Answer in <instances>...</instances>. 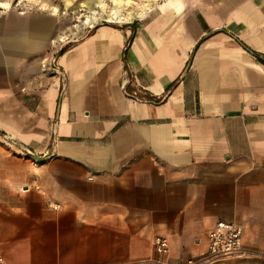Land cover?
<instances>
[{
	"label": "crops",
	"instance_id": "obj_1",
	"mask_svg": "<svg viewBox=\"0 0 264 264\" xmlns=\"http://www.w3.org/2000/svg\"><path fill=\"white\" fill-rule=\"evenodd\" d=\"M1 2L7 264H159L157 234L204 264L219 219L255 254L211 264H264V0H150L80 39L92 23Z\"/></svg>",
	"mask_w": 264,
	"mask_h": 264
},
{
	"label": "built area",
	"instance_id": "obj_2",
	"mask_svg": "<svg viewBox=\"0 0 264 264\" xmlns=\"http://www.w3.org/2000/svg\"><path fill=\"white\" fill-rule=\"evenodd\" d=\"M242 235L243 229L239 224L224 219L217 220L207 233V251L202 255L204 264L255 254L242 246ZM152 245L156 254L154 261L159 264H167L165 260L169 253L167 237L161 234L155 235L152 239ZM194 261L190 259L187 263L193 264ZM0 264H7L1 254Z\"/></svg>",
	"mask_w": 264,
	"mask_h": 264
},
{
	"label": "rangeland",
	"instance_id": "obj_3",
	"mask_svg": "<svg viewBox=\"0 0 264 264\" xmlns=\"http://www.w3.org/2000/svg\"><path fill=\"white\" fill-rule=\"evenodd\" d=\"M75 4H78L82 0H70ZM136 3H131V6L127 7L126 9H123V12H127L126 10H134L136 12H140L142 8L145 7V3L150 2V0H132ZM103 5L105 10H111L113 5V0H104L100 1ZM166 2V0H157L156 5L153 7L151 11L148 13H151L155 9H157L161 4ZM11 6L10 9L13 10H18V11H24V10H29V11H38V12H47L51 13V8L54 6L57 8V15H59L66 24L73 23L74 18L80 13L77 9H74L72 6H66L65 5V0H10ZM42 3L45 4V8L42 9L41 5ZM4 10L3 8H0V11ZM147 13V14H148ZM82 15H79V17H76L74 23H77V21L80 19ZM140 22V20H135L132 23L128 24H114V23H105L104 25H112V26H126V25H131L134 23ZM100 26V25H97ZM89 27L85 26L83 29H81L79 32H77L74 35V39H80L82 36H85V34L88 33ZM73 37V36H72Z\"/></svg>",
	"mask_w": 264,
	"mask_h": 264
},
{
	"label": "bare ground",
	"instance_id": "obj_4",
	"mask_svg": "<svg viewBox=\"0 0 264 264\" xmlns=\"http://www.w3.org/2000/svg\"><path fill=\"white\" fill-rule=\"evenodd\" d=\"M131 3L133 2H131L130 0L114 1V4H113L114 6L112 7V9L110 11L109 10L107 11L105 10L104 5L100 2V0H89L85 4L82 5L83 10L85 11V14L84 16L80 17V19L78 20V23H76L74 28L80 29L86 23H92L90 27H94L96 25H104L105 23H108V21L105 22L106 20L104 18L100 19L104 21L93 23L94 21H97L94 19H98L99 17H105L109 21L113 23H117V24H122L121 22L130 21L131 19L136 17V12L134 10H126L127 12L124 13L123 6L127 5V7H129L131 6ZM0 5H1L0 8H3V9H4V6H7V4H4V2H1Z\"/></svg>",
	"mask_w": 264,
	"mask_h": 264
},
{
	"label": "water",
	"instance_id": "obj_5",
	"mask_svg": "<svg viewBox=\"0 0 264 264\" xmlns=\"http://www.w3.org/2000/svg\"><path fill=\"white\" fill-rule=\"evenodd\" d=\"M95 27H97V25H96V26H94V27H90V29H93V28H95Z\"/></svg>",
	"mask_w": 264,
	"mask_h": 264
}]
</instances>
